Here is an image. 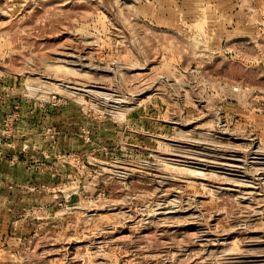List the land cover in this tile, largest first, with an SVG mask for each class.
I'll list each match as a JSON object with an SVG mask.
<instances>
[{
    "label": "rangeland",
    "instance_id": "1",
    "mask_svg": "<svg viewBox=\"0 0 264 264\" xmlns=\"http://www.w3.org/2000/svg\"><path fill=\"white\" fill-rule=\"evenodd\" d=\"M0 264H264V0H0Z\"/></svg>",
    "mask_w": 264,
    "mask_h": 264
},
{
    "label": "bare ground",
    "instance_id": "2",
    "mask_svg": "<svg viewBox=\"0 0 264 264\" xmlns=\"http://www.w3.org/2000/svg\"><path fill=\"white\" fill-rule=\"evenodd\" d=\"M172 204H173V203H172ZM172 206H173V205H172ZM174 206H175V204H174ZM174 206H173V207H174ZM171 210H172V209H171ZM171 210H170V212H171ZM168 212H169V211H168Z\"/></svg>",
    "mask_w": 264,
    "mask_h": 264
}]
</instances>
